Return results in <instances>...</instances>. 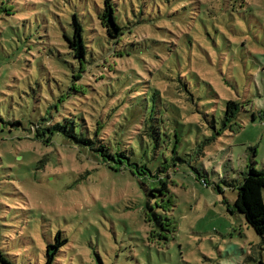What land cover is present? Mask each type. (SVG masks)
Returning a JSON list of instances; mask_svg holds the SVG:
<instances>
[{"label":"rangeland","instance_id":"1","mask_svg":"<svg viewBox=\"0 0 264 264\" xmlns=\"http://www.w3.org/2000/svg\"><path fill=\"white\" fill-rule=\"evenodd\" d=\"M114 3L117 40L98 20L103 0H0L6 259L44 264L58 234L52 264H264L262 238L228 211L236 190L223 187L251 165L264 169V120L252 119L264 111V0ZM72 16L87 47L82 66L65 41ZM227 100L242 109L219 132ZM151 107L162 127L153 147L141 132ZM49 116L67 131L36 139L32 124ZM73 130L116 140L152 174L111 169ZM163 180L168 194L151 197ZM147 203L166 210L163 229Z\"/></svg>","mask_w":264,"mask_h":264},{"label":"trees","instance_id":"2","mask_svg":"<svg viewBox=\"0 0 264 264\" xmlns=\"http://www.w3.org/2000/svg\"><path fill=\"white\" fill-rule=\"evenodd\" d=\"M10 14V13H7ZM98 20L105 30L107 36L110 39H119L122 35V26L119 25L118 19L116 16V9L114 0H103V8L100 13H98ZM72 25V36H66L65 41L68 45V49L72 57H74L79 62V66L84 65L85 58L87 56L86 46L83 37V29L78 21L76 16H72L71 18ZM81 76L76 75L73 77V80H79ZM242 101L240 100H227L223 109L222 116L219 120V128L217 129L219 132H224L226 130L231 129L232 125L237 122V117L242 109L241 107ZM156 112L153 107H151L150 113H146L144 116L143 122L141 123L143 134L148 139V144L153 147L159 144V139L161 136V119L156 118ZM256 115L264 120V111L252 113V119H255ZM52 116V115H51ZM49 116L48 119H43L40 122V127H38L39 123L32 124V126L36 127L34 131V136L36 139L47 138L51 140L53 135L57 132H65L67 131V127L64 123H54L52 124V117ZM160 118V117H159ZM47 122H51V124L46 125ZM216 122L213 118L212 126L213 130L216 131L215 128ZM143 127L145 128L143 130ZM68 135L69 138H72L81 144H84L90 147L91 151L97 152L98 155L103 159L104 163H108L109 167L116 171L127 170L129 174L138 178L139 176L151 175L150 169L135 159L131 153L132 151H128L125 148L121 149L119 146V142L116 140L113 143L105 142L96 132H92L90 135V139L78 138L76 136L74 130L71 131ZM113 140V139H112ZM144 147V146H143ZM114 164V165H111ZM160 170V169H159ZM158 170V171H159ZM196 178L201 177L198 172H196ZM168 177V175H166ZM222 181V180H220ZM218 184H213V187L218 192H223L222 187ZM223 184L225 189L236 190V196L231 205H227L228 211L231 214L238 213L243 217L245 224L250 227L254 233L262 238L264 243V201H263V190H264V169L257 170L253 167V165L247 167V169L242 172L241 178H237L236 180L232 179L230 181H226L223 179ZM161 189H153L150 191V196L152 197V193L156 192L159 196H163L164 194H168V184L164 180L160 182ZM157 198H160V197ZM156 206V205H155ZM165 209L159 207L156 211L151 209V205L146 206L145 215L149 212L154 221L153 228L161 230L164 225L168 224L170 221L169 217L165 214ZM172 218V217H171ZM2 225H0V264H10V260L6 259L3 253V244L1 240L3 238V233L1 231ZM63 244V241L59 239L58 234L55 236V242L53 244H48L45 250V263L44 264H52L54 261V257L56 253H58L59 248Z\"/></svg>","mask_w":264,"mask_h":264}]
</instances>
